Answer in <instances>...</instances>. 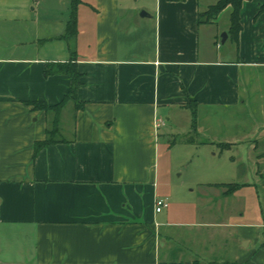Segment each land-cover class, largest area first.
Returning <instances> with one entry per match:
<instances>
[{
  "label": "crops",
  "instance_id": "obj_1",
  "mask_svg": "<svg viewBox=\"0 0 264 264\" xmlns=\"http://www.w3.org/2000/svg\"><path fill=\"white\" fill-rule=\"evenodd\" d=\"M216 1L80 0L65 39L73 0H0V264H264V182H224L221 168L191 197L193 181L175 185L165 159L169 130L192 129L191 101L203 121L264 99V0L244 3L228 51L214 47L230 8L199 24ZM72 55L83 107L67 102L58 142L35 156L55 115L28 102L65 99L72 79L54 71ZM259 130L212 144L262 160Z\"/></svg>",
  "mask_w": 264,
  "mask_h": 264
},
{
  "label": "rangeland",
  "instance_id": "obj_2",
  "mask_svg": "<svg viewBox=\"0 0 264 264\" xmlns=\"http://www.w3.org/2000/svg\"><path fill=\"white\" fill-rule=\"evenodd\" d=\"M219 19L216 46L214 48L216 50L220 47L222 50L228 51L234 47V44L230 40L226 45L222 44V35L226 33L230 25L229 14L220 15ZM202 116L201 112L198 120L199 126L197 125L195 131L189 129L190 123L188 121L181 122L177 129L169 130L172 133H169L167 138L165 137L164 142L167 151L165 159L167 158V161L170 160L168 174L172 176V182L175 185H183L184 183L186 185L187 182L193 181L192 185L188 187L186 185L188 190L186 193L191 197H195L199 193V190H196V181L206 178L210 179V176L206 177V175H210L212 171L213 173H218L217 171H220L221 168L225 175L224 182L263 183L264 159L259 160L255 156H251V153L246 151L247 146L243 144L236 146L233 150L225 149V151H221L224 146L230 147L231 145L222 146L217 145L218 143L216 145L212 143L219 141L221 143L232 142L233 140L235 142L237 139L246 141L257 137L260 140L262 133L259 129L264 130V99H261L258 104L251 107L245 105L240 109H224L219 113L210 114L203 121L200 120ZM190 118L192 117L190 116ZM190 139L192 141L187 142ZM260 149L264 151V145ZM221 152L222 156L212 157L213 153L219 154ZM256 170H261L260 173L263 176L257 177L255 174ZM227 173H229L227 175L229 178L226 176ZM217 178L215 180H222L221 177ZM211 204L215 216L221 218V207L223 204L215 201ZM237 205V200L230 201L231 212H234L233 207ZM247 205H250L249 202ZM252 217H254V214ZM229 220L233 219L230 218Z\"/></svg>",
  "mask_w": 264,
  "mask_h": 264
},
{
  "label": "trees",
  "instance_id": "obj_3",
  "mask_svg": "<svg viewBox=\"0 0 264 264\" xmlns=\"http://www.w3.org/2000/svg\"><path fill=\"white\" fill-rule=\"evenodd\" d=\"M171 2H181L185 0H168ZM252 1V0H217L214 5L208 8L207 11L200 13L199 15V24H207L211 23L212 21L216 20L218 16L227 8L231 9L230 15H229V30L228 34L230 35L231 39L235 42L238 41L239 34L242 30V25H241V11L242 7L245 2ZM80 3V0H73V12H72V19L69 21L67 25V29L65 34L63 35V38L69 39L73 38L76 36L77 33V16H76V6ZM260 11H264V5L261 7ZM56 69L54 73L56 74H67L71 77L72 79V85L70 87V90L68 94L66 95L65 99L54 106H49L48 104L44 102H28L30 106L33 107L34 110H41L44 111L46 114L53 113L55 115V119L53 121L52 127L48 128L47 130V135L46 139L41 142H37L35 144V156L38 154V152L44 148L45 146H48L50 144L58 142L57 140V122H58V115L60 111L65 107L68 101L74 100L75 101V106L77 109H81L83 107V104L78 102L76 100V93H77V88L79 86V78L80 74L77 71V65H76V58L73 57L67 64H57L55 65ZM46 75L51 74L49 70H46ZM188 108L191 110L192 113V130L195 131L198 125V104L194 101H191L189 103ZM192 140L190 139L188 142H191ZM220 187H225L227 188L226 195H229L233 193L236 189L239 188V184H222V185H217Z\"/></svg>",
  "mask_w": 264,
  "mask_h": 264
},
{
  "label": "built area",
  "instance_id": "obj_4",
  "mask_svg": "<svg viewBox=\"0 0 264 264\" xmlns=\"http://www.w3.org/2000/svg\"><path fill=\"white\" fill-rule=\"evenodd\" d=\"M169 203L166 200L159 199L156 201V211L161 212L163 209L167 208Z\"/></svg>",
  "mask_w": 264,
  "mask_h": 264
},
{
  "label": "water",
  "instance_id": "obj_5",
  "mask_svg": "<svg viewBox=\"0 0 264 264\" xmlns=\"http://www.w3.org/2000/svg\"><path fill=\"white\" fill-rule=\"evenodd\" d=\"M145 13H142V15H144ZM228 39V34L227 33H224L222 35V44H225V42L227 41Z\"/></svg>",
  "mask_w": 264,
  "mask_h": 264
}]
</instances>
